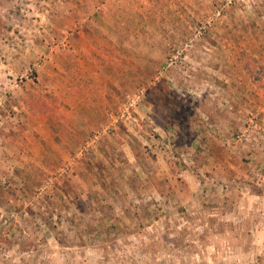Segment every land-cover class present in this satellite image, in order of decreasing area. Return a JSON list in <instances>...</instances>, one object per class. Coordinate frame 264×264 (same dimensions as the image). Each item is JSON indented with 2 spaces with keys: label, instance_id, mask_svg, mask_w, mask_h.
<instances>
[{
  "label": "rangeland",
  "instance_id": "374dc122",
  "mask_svg": "<svg viewBox=\"0 0 264 264\" xmlns=\"http://www.w3.org/2000/svg\"><path fill=\"white\" fill-rule=\"evenodd\" d=\"M0 264H264V0H0Z\"/></svg>",
  "mask_w": 264,
  "mask_h": 264
}]
</instances>
